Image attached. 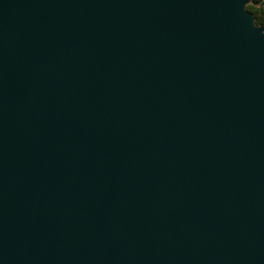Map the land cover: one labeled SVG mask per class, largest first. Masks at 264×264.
Returning a JSON list of instances; mask_svg holds the SVG:
<instances>
[{
  "label": "water",
  "instance_id": "water-1",
  "mask_svg": "<svg viewBox=\"0 0 264 264\" xmlns=\"http://www.w3.org/2000/svg\"><path fill=\"white\" fill-rule=\"evenodd\" d=\"M244 1L0 0V264H264Z\"/></svg>",
  "mask_w": 264,
  "mask_h": 264
},
{
  "label": "trees",
  "instance_id": "trees-1",
  "mask_svg": "<svg viewBox=\"0 0 264 264\" xmlns=\"http://www.w3.org/2000/svg\"><path fill=\"white\" fill-rule=\"evenodd\" d=\"M261 0H250L245 6V10L252 15L255 25L264 23V6L259 5Z\"/></svg>",
  "mask_w": 264,
  "mask_h": 264
},
{
  "label": "rangeland",
  "instance_id": "rangeland-1",
  "mask_svg": "<svg viewBox=\"0 0 264 264\" xmlns=\"http://www.w3.org/2000/svg\"><path fill=\"white\" fill-rule=\"evenodd\" d=\"M249 2H250V0H245V1H244V7H245ZM259 5L264 6V4H262V0L259 2ZM252 28H254V29H258V31H259L260 33H263V32H264V23L261 24V25H255L254 22H253V24H252Z\"/></svg>",
  "mask_w": 264,
  "mask_h": 264
}]
</instances>
